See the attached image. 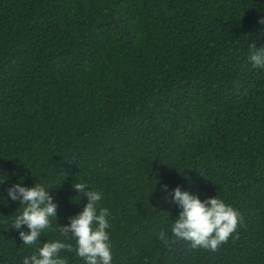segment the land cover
Masks as SVG:
<instances>
[{"label":"trees","instance_id":"1","mask_svg":"<svg viewBox=\"0 0 264 264\" xmlns=\"http://www.w3.org/2000/svg\"><path fill=\"white\" fill-rule=\"evenodd\" d=\"M260 19L264 0H0V264L60 238L87 202L77 182L103 193L112 264H264ZM20 178L57 204L32 246L2 198ZM177 186L240 212L216 251L157 238Z\"/></svg>","mask_w":264,"mask_h":264},{"label":"clouds","instance_id":"2","mask_svg":"<svg viewBox=\"0 0 264 264\" xmlns=\"http://www.w3.org/2000/svg\"><path fill=\"white\" fill-rule=\"evenodd\" d=\"M257 23L264 27V19ZM258 36L259 43L252 40L248 44L247 59L254 68L264 70V42L261 39L264 32ZM21 178L7 188L6 197L2 198L19 202L22 206L14 218L12 229L18 233L22 244L32 246L38 243L45 230L52 228V219L56 221L57 204L50 194L51 188L43 183L26 187ZM72 187L77 194L86 198L82 210L69 216L65 225L56 224L60 238L42 243L31 255L22 259V264H68L62 252H74L84 264H112L113 249L108 231L111 212L106 207H100L103 193L90 189L85 182L74 183ZM161 191L167 192L168 186L162 185ZM171 199L179 212L171 220L170 233L165 230L158 233L157 238L165 245L173 240H183L189 242L193 249L203 248L214 252L227 242L238 224L242 223L240 212L217 196L202 200L177 186L171 190Z\"/></svg>","mask_w":264,"mask_h":264}]
</instances>
